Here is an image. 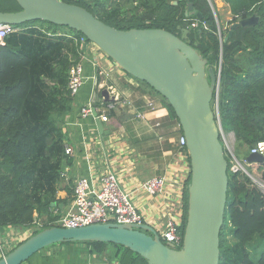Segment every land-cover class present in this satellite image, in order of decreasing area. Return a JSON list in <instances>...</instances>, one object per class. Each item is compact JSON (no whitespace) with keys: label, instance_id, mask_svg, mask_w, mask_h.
Segmentation results:
<instances>
[{"label":"trees","instance_id":"obj_1","mask_svg":"<svg viewBox=\"0 0 264 264\" xmlns=\"http://www.w3.org/2000/svg\"><path fill=\"white\" fill-rule=\"evenodd\" d=\"M11 1L0 0V11L20 10L16 0L17 8L3 7ZM63 1L86 8L116 29L162 28L178 36L203 54L215 71L220 70L218 111L221 124L225 123L233 133L236 157L245 159L252 146L264 140V0H225L232 18L224 30L207 0L192 1L201 18L185 13V0ZM252 14L259 17L255 24L239 25L227 36L232 23ZM29 24L15 25L18 31L0 44V227L31 226L33 212L40 213L55 201L63 147L60 142L50 145L43 140L38 146L40 153H44L27 167L37 143L22 114H29L23 111L28 104L34 106L35 113L42 104L49 105L50 111L70 110L68 73L82 51L75 41L80 33L51 23L43 31ZM58 30L63 32L57 34ZM72 34L77 36L67 37ZM159 97L177 119L166 100ZM215 98L214 94L212 104ZM224 152L228 161V186L218 264H264V193L248 174L231 168L225 149ZM246 170L264 180V162L249 163ZM22 176L31 183L32 196L17 189V180ZM189 178L190 173L186 183ZM184 196L186 200V191ZM52 222L35 228L31 235L52 226ZM71 243H85L99 254L110 246L113 250L107 258L118 264H147L143 257L119 244H57ZM255 252H258L256 257L252 255Z\"/></svg>","mask_w":264,"mask_h":264},{"label":"water","instance_id":"obj_2","mask_svg":"<svg viewBox=\"0 0 264 264\" xmlns=\"http://www.w3.org/2000/svg\"><path fill=\"white\" fill-rule=\"evenodd\" d=\"M185 1V13L201 18V13L193 9V0ZM16 2L20 10L0 11V24L40 21L72 29L96 44L123 71L166 100L185 138L190 178L186 185L182 244L178 249L164 244L154 228L147 224L52 225L28 236L6 252L0 257V264H22L44 248L65 242L119 244L143 257L147 264H218L228 186V161L212 108L220 70L215 71L203 54L165 29H116L86 8L63 0ZM172 3L176 4V1ZM258 18L252 14L232 23L227 36L235 27L253 25ZM101 97L104 101L113 100L107 89H102ZM96 123L101 131L102 123L98 118ZM245 159L250 164L264 162V155L248 153Z\"/></svg>","mask_w":264,"mask_h":264},{"label":"crops","instance_id":"obj_3","mask_svg":"<svg viewBox=\"0 0 264 264\" xmlns=\"http://www.w3.org/2000/svg\"><path fill=\"white\" fill-rule=\"evenodd\" d=\"M214 2L215 11L219 12L222 0ZM31 27L42 31L48 29L47 25ZM76 36L72 34L67 37L73 39ZM80 59L86 80L69 111H50L49 105L44 104L37 106V114L30 104L23 110L29 113L27 116L22 114L23 121L37 143L27 167L44 153L39 150L43 140L50 145L60 142L63 147L60 181L55 201L50 208L40 213L33 212L34 221L31 226L0 227V246L3 243L8 246L7 249L15 245L13 243L18 244L30 236L35 228L65 213L72 202L73 183L80 177H87L91 185L96 187L105 171H113L137 210L144 216L146 224L155 227L162 218L158 199L138 190L139 184L155 175H165L171 184L177 180L184 183L189 176L188 155L182 152L177 143L182 134L179 122L170 115L159 95L123 71L97 48H86L81 52ZM96 60L100 68H103L102 74L95 73L98 68ZM107 87L113 88L119 99L126 103L116 104L108 120L101 121L100 131L95 114L91 112L85 118H80L79 110L88 102L97 103L101 100V91ZM38 119L43 120L39 122ZM66 145L72 148L71 154L64 152ZM45 153L48 154L47 151ZM171 184L168 185V195L174 198L177 190L172 189ZM17 189L32 196V185L24 176L17 180ZM112 250L109 246L105 253L99 254L84 243L59 244L37 252L22 264H118L107 258Z\"/></svg>","mask_w":264,"mask_h":264},{"label":"built area","instance_id":"obj_4","mask_svg":"<svg viewBox=\"0 0 264 264\" xmlns=\"http://www.w3.org/2000/svg\"><path fill=\"white\" fill-rule=\"evenodd\" d=\"M207 1L210 4L212 0ZM17 30L18 28L15 27V25L0 24V44L4 42V39L8 35L15 33ZM75 41L82 46L81 52H83L86 48H89L90 50L93 48L99 49L96 44L87 41L83 35L79 36L78 39H75ZM99 51L101 50L99 49ZM81 52H79V54H81ZM104 55L106 54L104 53ZM97 66L98 68L95 69V73L102 74L103 68H100L101 66H99L96 60V67ZM85 80L86 76L84 74L82 60L79 55V60L69 69L67 82V90L72 99V103L83 87ZM218 89L219 83L215 93V103L212 104V107L215 105L214 113L216 122L219 126L222 142L226 146V139L229 135L224 132L219 116L217 102ZM107 91L109 96L113 97L112 101H104L103 98H101V100L97 103L88 102L80 108L79 117L85 118L93 112V110H95L94 112L96 118L100 121H107L109 114L115 109L117 103H126L124 100L119 99L118 93H116L113 88L107 87ZM177 143L182 149V152L188 155L183 134L179 135ZM225 151H227L232 161L231 168L233 170H242L248 174L255 186L262 193H264V180L247 172L246 166L249 163L246 159H238L231 147L226 146ZM64 152L66 154H71L72 148L69 145H66ZM249 153L264 155V140L257 141L252 146ZM187 165L190 168L189 159ZM169 184H171V181L165 175H155L142 181L137 189L146 193L150 197L158 199V206L159 210L162 211L160 212L162 218L161 222L153 228L164 244H171L173 248L178 249L182 244L186 219V200L184 195L187 183H183L180 180L172 182V189L177 190V196L174 198L168 195ZM111 222L136 225L146 224L144 216L137 210L129 193L125 192L122 188L116 173L113 171H105L98 179L96 187L91 185L90 180L87 177H80L76 179L73 183V198L69 208L52 223L53 225L60 227H80L94 223ZM1 249L2 246H0V254L3 253V249Z\"/></svg>","mask_w":264,"mask_h":264},{"label":"rangeland","instance_id":"obj_5","mask_svg":"<svg viewBox=\"0 0 264 264\" xmlns=\"http://www.w3.org/2000/svg\"><path fill=\"white\" fill-rule=\"evenodd\" d=\"M211 8L213 9V12L215 11V2H214V0H212L211 1ZM3 7H11V8H17V6H16V4H15V2H14V0H12L11 1V3H9V4H7L6 6H3ZM229 5H227L223 0H222V6L220 7V10H219V12H218V10H216L215 12H214V14L216 13V17H217V19H218V24H220V25H222V27H223V30L224 29H226V28H228L229 27V23H231V18H232V15H231V13H229ZM95 13V12H94ZM96 14V13H95ZM97 15V14H96ZM191 16V15H190ZM33 24H31L30 23V25L31 26H43V25H48V23H45V22H40V21H36V22H32ZM29 24V23H28ZM61 30V29H60ZM60 30H58L57 32H59V33H61V31ZM59 33H57V34H59ZM213 110L215 111V105H213ZM222 126H223V130H224V132L225 133H228V138L226 139V141H227V143H226V146H228V147H231L232 148V150H233V152H234V154H235V148H234V137H233V133L230 131V129H229V127L225 124V123H223L222 124ZM226 146H225V144H224V149L226 148ZM228 154V153H227ZM229 156V155H228ZM235 156H236V154H235ZM238 158V157H237ZM239 159V158H238ZM229 161H231V159H230V156H229ZM231 164H232V161L230 162ZM229 239H230V237H228ZM13 244H15V245H13V246H11V248H9V249H7L8 248V246H4V244L3 243H1V246H2V249L5 251V252H3V253H1L0 254V257L2 256V255H4L6 252H8L10 249H12L13 247H15L16 246V244H17V242L16 243H13ZM56 245H59V244H56ZM53 246H55V245H53ZM52 247V246H51ZM5 248L7 249V250H5ZM48 248H50V247H46V248H44V249H48ZM257 254H258V252H255V254L253 253L252 255L254 256V257H256L257 256Z\"/></svg>","mask_w":264,"mask_h":264}]
</instances>
